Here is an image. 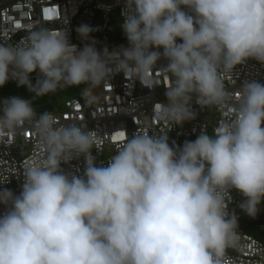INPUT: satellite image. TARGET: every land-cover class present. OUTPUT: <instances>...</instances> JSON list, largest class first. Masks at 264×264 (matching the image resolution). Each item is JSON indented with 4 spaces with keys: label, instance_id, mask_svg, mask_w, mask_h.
Instances as JSON below:
<instances>
[{
    "label": "clouds",
    "instance_id": "obj_1",
    "mask_svg": "<svg viewBox=\"0 0 264 264\" xmlns=\"http://www.w3.org/2000/svg\"><path fill=\"white\" fill-rule=\"evenodd\" d=\"M122 16L129 46L112 51L94 41L78 48L67 32L40 24L0 42V86L15 80L35 97L84 85L92 104L94 89L121 72L152 88L161 57L171 81L168 103L153 106L164 128L121 140L106 165L96 162L92 131L60 125L48 111L37 117L32 100L0 102V138L34 122L42 146L22 167V191L0 190V264H234L230 190L243 194L239 207L253 218L264 199V84L245 82L212 134L204 128L181 147L167 132L196 118L194 98L202 109L232 100L222 72L249 58L264 63V0H125ZM93 30L76 29L86 40ZM81 156L83 175L61 167Z\"/></svg>",
    "mask_w": 264,
    "mask_h": 264
},
{
    "label": "built area",
    "instance_id": "obj_2",
    "mask_svg": "<svg viewBox=\"0 0 264 264\" xmlns=\"http://www.w3.org/2000/svg\"><path fill=\"white\" fill-rule=\"evenodd\" d=\"M124 4L125 0H0V42L19 41L27 34L28 28L40 24L53 32H67L70 43L78 48H83L85 44H91L93 41L94 46L101 52L105 47L109 51L128 47L127 42L115 40L108 32L114 12H117L121 19V27ZM84 24L94 29L87 40L76 31L77 27ZM153 50L163 52L162 48ZM167 63L163 57L157 61V70L154 73L157 85L152 88L143 85L139 79L133 81L125 78L121 72L94 89L97 99L92 104L86 103L81 90L78 95L63 97L61 103L51 96L45 101L33 103V107L37 117L40 113L48 111L56 116L60 125L76 123L84 130L92 131L96 137V146L93 149L96 162L98 165L101 162L106 165L107 160L120 146L121 140L135 132L148 131L150 134H157L164 128V125L154 118L153 106L157 102L168 103L165 92L171 81L167 74L159 70ZM39 76L37 69L30 74V79L36 82ZM221 76L232 100L220 109H202L195 103L194 98L192 109L196 118L174 125L167 132L170 145L174 141L177 146L182 147L185 141L197 138L204 128L212 134L221 122L230 119L232 104L239 97L242 85L253 80L264 84V63L249 58L245 63L237 65L231 74L222 72ZM7 84L16 88L24 87L18 86L17 82L11 79L5 85ZM5 85L0 86V91ZM13 96L15 95L12 92H7L0 102ZM41 153L42 146L34 122H26L14 132L0 138V180L6 181L0 183V190L7 188L18 195L24 182L23 165L40 158ZM61 167L71 174L83 175L84 157L73 159L69 163L62 162ZM230 195L232 200L228 204V211L247 215L239 207L246 199L243 194L233 188ZM5 209L6 206L0 204V214ZM258 209L255 216L256 233L249 232L238 222V247L228 250V260L234 264H264V199Z\"/></svg>",
    "mask_w": 264,
    "mask_h": 264
},
{
    "label": "trees",
    "instance_id": "obj_3",
    "mask_svg": "<svg viewBox=\"0 0 264 264\" xmlns=\"http://www.w3.org/2000/svg\"><path fill=\"white\" fill-rule=\"evenodd\" d=\"M115 17H116V14L113 13L112 14V23L108 29V32L111 34V36L117 40V41H124V42H127L128 43V40L123 32L120 31V33L116 34L114 32H112L111 30V26L113 24V22L115 21ZM177 42L178 43H181L182 40H180L179 38L177 39ZM35 83V82H33ZM85 86L84 85H81V86H73V87H67V88H64V89H58L55 93H49L48 95L46 96H41V97H35V94L30 92L27 88V86H24L22 88H16V87H13L12 85H5L4 87H2V91H0V101L2 100V98L4 97V94L7 93V92H12L15 96H19V97H24V98H27L29 100H32V103H38V102H41V101H44L46 100L48 97H57V96H63V95H69V96H73V95H78L80 93V91L84 88ZM237 217H238V222L239 224L244 227L246 230H248L249 232L251 233H256V230H255V224H256V218L254 217H250L248 215H241L240 212H234ZM254 224V225H253Z\"/></svg>",
    "mask_w": 264,
    "mask_h": 264
},
{
    "label": "rangeland",
    "instance_id": "obj_4",
    "mask_svg": "<svg viewBox=\"0 0 264 264\" xmlns=\"http://www.w3.org/2000/svg\"><path fill=\"white\" fill-rule=\"evenodd\" d=\"M115 14H116V17H115V21L113 22V24H112V26H111V30H112V32H114V33H116V34H118V33H120V31H122L123 29H122V27H120V21H121V19L119 18V16H118V13L117 12H114ZM66 95H63V96H57V97H55V98H57V101L59 102V103H61L62 101H63V97H65ZM67 96H69V95H67ZM49 98V97H48ZM47 98V99H48ZM46 99V100H47ZM45 101V100H44ZM196 139V138H195ZM195 139H193L192 141H194Z\"/></svg>",
    "mask_w": 264,
    "mask_h": 264
}]
</instances>
